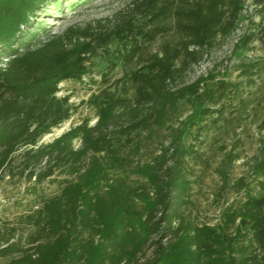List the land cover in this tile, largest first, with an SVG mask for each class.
<instances>
[{
	"label": "trees",
	"instance_id": "trees-1",
	"mask_svg": "<svg viewBox=\"0 0 264 264\" xmlns=\"http://www.w3.org/2000/svg\"><path fill=\"white\" fill-rule=\"evenodd\" d=\"M64 1L0 0V180H24L34 193L57 187L36 196L20 234L0 231V263L264 264V134L249 175L233 184L242 196L217 224L180 214L191 191L185 141L230 126L244 108V82L211 75L172 88L202 51L238 29L248 0H133L114 21L38 41L40 31L31 30L38 13ZM251 1L263 15L264 0ZM255 37L243 38L244 49ZM97 59L104 64L98 92L80 105L58 97L61 84L92 79ZM82 106L94 125L84 118L43 142ZM182 108L190 115L170 125ZM167 127L173 147L139 161L143 135ZM239 158L228 153L223 165Z\"/></svg>",
	"mask_w": 264,
	"mask_h": 264
},
{
	"label": "rangeland",
	"instance_id": "rangeland-1",
	"mask_svg": "<svg viewBox=\"0 0 264 264\" xmlns=\"http://www.w3.org/2000/svg\"><path fill=\"white\" fill-rule=\"evenodd\" d=\"M133 0H86L71 7L68 1L57 9L47 5L38 13L31 30L40 31L38 41L53 35L63 34L70 28L84 29L95 25L98 21H114L124 15ZM264 14L259 13L251 0H248L238 29L227 38H222L212 48L201 52L199 63L193 65L173 85L180 89L195 83L202 78L217 76L231 81H243L242 93L244 108L235 113V121L220 132L213 130L200 136L188 137L185 141L187 161L183 165L186 180L190 181L191 191L180 206V214L188 221L197 225H214L220 220L221 210L240 198L233 190V184L241 177L248 176L250 167L260 154V140L264 134ZM43 30V32H41ZM248 34H256V41L244 49L241 44ZM157 45L152 47L156 50ZM97 67L92 79L86 78L84 83L65 82L61 84L58 97L69 96L70 103L80 105L89 96L100 90L101 76L98 70L104 67L101 60L96 61ZM249 69L248 75H242ZM121 70L112 74V81L121 77ZM242 75V76H241ZM252 79H248V78ZM253 83H250V81ZM184 110V111H183ZM181 112L183 114H181ZM190 115L187 109H181L171 117L170 125L179 126V121ZM91 118V125L96 122L94 113L86 106L80 107L77 113L60 128L46 136L44 143H50L71 127L80 124L84 118ZM171 127L153 130L143 135V149L138 157L142 162H153L154 157L164 149H171ZM76 147L80 142H76ZM239 154L240 158L225 168L223 162L228 153ZM172 153V152H171ZM227 174V183L225 176ZM27 183L18 178L11 182L8 178L0 180V231L7 234L13 228L21 229V218L33 209L38 194H52L57 190L55 185L38 188V192H27ZM242 194V193H241ZM25 229V228H24ZM151 252L147 256H150ZM2 260L0 264H6Z\"/></svg>",
	"mask_w": 264,
	"mask_h": 264
}]
</instances>
